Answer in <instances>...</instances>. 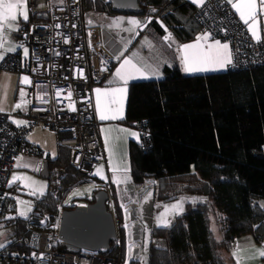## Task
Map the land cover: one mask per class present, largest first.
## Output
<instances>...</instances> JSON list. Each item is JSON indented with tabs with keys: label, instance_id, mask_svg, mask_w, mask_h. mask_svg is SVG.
Masks as SVG:
<instances>
[{
	"label": "trees",
	"instance_id": "1",
	"mask_svg": "<svg viewBox=\"0 0 264 264\" xmlns=\"http://www.w3.org/2000/svg\"><path fill=\"white\" fill-rule=\"evenodd\" d=\"M81 2L83 21L89 13L117 15L106 0ZM138 4L141 16L152 17L145 31L158 42L165 28L175 45L200 32L194 16L197 7L187 0H138ZM48 18V13L33 14L28 22ZM162 71L161 79L128 87L122 123L146 135L129 144L131 182L152 181L157 201L205 195L207 202L187 207L170 227L154 229L153 237L163 246L150 243L144 264H236L230 257L235 240L251 236L260 244L264 238V210L257 204L264 200V66L187 75L176 63ZM70 156V149L58 147L47 161V191L35 197L30 216L4 222L11 243L2 251L26 252L19 241L40 230V218L50 226L74 189L97 183L95 177L87 178L73 168ZM55 250L66 252L62 243ZM127 251V235L120 225V246L111 242L104 255L120 257V264H142L140 259L127 260Z\"/></svg>",
	"mask_w": 264,
	"mask_h": 264
},
{
	"label": "built area",
	"instance_id": "2",
	"mask_svg": "<svg viewBox=\"0 0 264 264\" xmlns=\"http://www.w3.org/2000/svg\"><path fill=\"white\" fill-rule=\"evenodd\" d=\"M50 2L27 0L32 14L48 13L49 18L43 23H20L17 32L21 43L29 47L28 56L22 59L11 53L0 61V70L26 73L31 78L25 125H13L10 116L0 112V223L3 224L6 220L21 218L15 211L18 204L30 203L31 211L35 205V198L22 195L16 183L9 187L15 160L21 155L35 156L44 162L51 159L46 152L28 142V135L34 128L51 132L57 148L70 149L71 166L87 178L95 177V168L104 160L93 91L104 84L115 60L107 52L98 30H85L81 0H60L57 5ZM194 16L201 33L211 31L214 39L230 44L233 63L229 69L240 71L264 66V42L258 43L249 36L230 5L207 0L203 8L197 7ZM221 28L227 29V33L220 31ZM21 62L24 68L20 66ZM14 116L22 115L15 113ZM145 136L140 130V138L144 140ZM142 149H146L143 141ZM97 186L104 188L100 190L107 193V210L112 218L116 217L115 243L119 247L120 224L114 195L105 182H98ZM144 187L145 184L135 185L132 191L138 189L139 192L145 190ZM126 203L125 228L130 232L129 240L132 241L136 226L135 206ZM78 206L81 205L76 202L62 203L56 219L48 227L46 218H40V230L32 231L27 238L19 241L26 252L1 251L0 264H120V257H108L97 252L82 250L71 254L55 250L62 243L59 236L61 213ZM30 215L31 212L27 217ZM136 249V246L131 250L128 248L129 260L133 259Z\"/></svg>",
	"mask_w": 264,
	"mask_h": 264
},
{
	"label": "crops",
	"instance_id": "3",
	"mask_svg": "<svg viewBox=\"0 0 264 264\" xmlns=\"http://www.w3.org/2000/svg\"><path fill=\"white\" fill-rule=\"evenodd\" d=\"M190 2V0H187ZM60 3V0H51V5H57ZM191 3V2H190ZM192 4V3H191ZM194 5V4H192ZM197 7L196 5H194ZM231 7V6H230ZM25 10L28 13L30 18L33 15L28 7L27 0H25ZM233 10V9H232ZM234 11V10H233ZM235 13V11H234ZM236 14V13H235ZM236 16L239 18L238 14ZM148 15H133V14H117V15H109L106 13H89L84 17V28L88 29H96L100 33L101 40L109 53V55L115 60L113 69L101 86L96 87L100 89H105L109 87H117L122 86L117 83H109L113 81V73H115L116 69L120 66L122 61L125 58H129L133 61V63L137 64L142 68L147 69V77L148 78H137L129 82L127 85V92L124 97L123 102V118L116 120H106L101 121L98 118L96 112V93L93 91V103H94V111L96 119L99 123V137L103 150V162L98 165V167L104 172L106 176L105 180H100L96 178L98 182H105L107 186L111 189L112 193L115 194L118 198L120 195L124 193H129V187L134 185L131 182L130 178V163H129V144L131 142L139 143L140 142V133L137 129L126 126L122 123L125 117L126 103L128 97V87L133 82H141L151 79H161L163 77V67H171L174 64H178L180 69L182 70V65L180 62V54L177 51V46L175 43H172L169 46V42H166L163 38L167 35L168 31L165 32L162 39L158 42L154 40V38L146 32L147 27H136L134 31H127L132 27L128 24L129 19H136L142 22H146L148 20ZM146 19V20H145ZM261 24V36L264 39V15L260 18ZM29 20V19H28ZM24 21L23 16H18V20L13 22L12 27H17ZM119 24V26H117ZM149 24V23H148ZM147 24V26H148ZM246 28V27H245ZM138 33V35H136ZM198 34H202L199 32ZM197 34V35H198ZM251 37V34L248 33ZM5 35L7 36V42L4 47L7 48L10 44L20 45L16 52H8L5 54L15 53L19 58H25L24 48L28 49L29 47L21 43V37L19 36L17 31H11L10 29L5 27ZM196 35V37H197ZM195 39L185 42L182 44H189L196 41ZM252 38V37H251ZM211 42V41H210ZM179 44V45H182ZM1 61V60H0ZM20 66L24 68L23 63H20ZM230 65H227L224 69H219L216 71H208V72H199V73H185L187 75H202V74H210V73H219L229 69ZM153 69L158 72L157 74L153 73ZM22 77H28L30 83H21ZM21 89L26 93L23 97V101H27L28 103L22 106L19 109H14V106L17 103L22 102V98L20 95ZM94 89V90H95ZM31 92V78L26 73H17L11 71L0 70V107L4 108L2 113L8 114L10 117V122L15 126L25 125L26 119L25 115L28 112L29 107V99ZM18 113L22 115L21 117H15L14 114ZM13 121H23V124L14 123ZM127 131H121V130ZM131 133L138 134L137 136H132ZM106 137L108 138L109 147L106 148ZM28 142L32 144L34 147L46 152L51 159L56 154L57 146L54 135L42 128H34L31 133L28 135ZM110 150L115 152V161L121 163L123 165V161L126 160V166L129 171L125 173H117V176L127 175L129 180L126 182L113 183V172L110 170L109 166V153ZM14 171V170H13ZM97 183H90L92 185H97ZM84 206V205H81ZM86 206V205H85ZM264 248V239L262 243L257 244L254 242L251 236H244L234 241L232 250L230 252V257L237 264V256H234L233 253L237 252L240 260V264H264V257L256 255V250Z\"/></svg>",
	"mask_w": 264,
	"mask_h": 264
},
{
	"label": "snow or ice",
	"instance_id": "4",
	"mask_svg": "<svg viewBox=\"0 0 264 264\" xmlns=\"http://www.w3.org/2000/svg\"><path fill=\"white\" fill-rule=\"evenodd\" d=\"M190 2L197 7L203 8L206 4L207 0H190ZM218 2L225 3L230 5L231 8L235 11L239 16V20L246 27L248 33L251 34V37L256 42H264L261 36V24L260 17L264 15V0H218ZM152 12H155L156 9H151ZM204 14H207L206 12ZM18 16H23L24 21H28L29 16L27 11L25 10V0H0V60L5 58V54L8 52H16L20 45L10 44L7 48L4 47L7 42V36L5 35V27L11 31H18V26L13 28V22L18 20ZM152 17H149L146 22H142L136 19H129L128 24L131 25L127 31H134L136 27H147L148 23H151ZM119 26V24H117ZM163 27V25H161ZM167 32V29L165 28ZM220 31L227 33V29L221 28ZM166 42L171 46L172 43H175V40L172 38V34L170 32L163 38ZM211 41V42H210ZM177 51L179 52L180 62L182 65V70L185 73H199V72H208V71H216L219 69H224L227 65L233 63V55L232 50L230 48V44L225 41L221 42V40L214 39L213 33L211 31H206L202 34H198L196 37V41L189 44H182L177 46ZM59 54V53H58ZM25 57L28 56V49L24 48ZM154 74L158 75V72L153 69ZM113 81L109 83H117V87H109L105 89L97 88L95 89L96 93V112L98 118L101 121L106 120H116L123 118V102L124 97L127 92V85L130 81L137 78H148L147 77V69L138 66L133 63V61L129 58H125L120 66L116 69L115 73H113ZM21 83H30L28 77H22ZM22 102L17 103L14 106V109H19L22 106L26 105L28 102L23 101V97L26 93L21 89L20 92ZM59 95V92H57ZM69 97H71V91H69ZM71 107V105H70ZM74 110V109H73ZM4 108L0 107V112H3ZM14 123L23 124V121H13ZM127 131V130H121ZM132 136H137L136 133H131ZM109 147L108 138L106 137V148ZM126 160L123 161V165L115 161V152L110 150L109 153V166L110 170L113 172V183L126 182L129 180L127 175L117 176V173H127L129 171L126 166ZM20 165L18 164L17 167ZM28 167V165H24ZM40 170L39 167L36 169ZM95 175H99L101 179H105L103 175H101V170H97ZM16 179H24L28 180V177H16L14 175L13 180L9 181V187H11L12 183ZM31 194L32 195H43V187L37 186L36 182H32L30 185ZM151 194H149L150 196ZM147 199V198H146ZM18 203H26L18 201ZM123 207V206H122ZM170 209L175 211L177 209L182 211V207L180 203L171 205ZM31 211V204H27V208L24 211H20L19 215L27 218V213ZM169 212V207H166L165 213H161L160 222L158 226H168V222L163 218ZM127 214V212H126ZM11 218V217H8ZM127 227V225H125ZM119 243V241H118ZM4 245L0 244V248H3ZM130 250L134 245H130ZM234 256H237V264H240V260L238 257V253L234 252ZM256 255L264 257V248L257 249ZM127 264V261H126ZM146 264V262H145Z\"/></svg>",
	"mask_w": 264,
	"mask_h": 264
},
{
	"label": "rangeland",
	"instance_id": "5",
	"mask_svg": "<svg viewBox=\"0 0 264 264\" xmlns=\"http://www.w3.org/2000/svg\"><path fill=\"white\" fill-rule=\"evenodd\" d=\"M43 23V22H41ZM51 160V159H50ZM44 161H42L40 158L35 156H29V155H21L15 160L14 165V171L11 174V180H13L14 175L16 177H28L30 179L24 180V179H16L13 183H16L20 188V193L24 195L27 198H35L39 197V193L37 195L31 194V187L30 185L32 182H36L37 186L43 187L44 193L47 191V180L40 177V172L42 170ZM20 165L17 167V165ZM24 165H28V167H25ZM37 167L40 168L39 171H37ZM101 170L98 166L95 168V173L97 170ZM101 175H103L106 179V176L104 175V172L101 170ZM96 178L100 180L101 179L99 175H95ZM145 184V190H142L138 192L137 190L132 191L133 186L129 187L130 191L129 193H124L120 195L118 198L115 194L114 195V202L117 208H119L120 212L119 214V222L123 229H125L126 235H127V250L130 245L136 246L138 249L135 250V255H133V260H141L142 264H144V257L146 248L150 243L156 247H162L163 242L161 240L155 239L153 237V230L156 228H167L172 225L175 218L182 215L187 207H195L198 204H202L207 202V197L205 195H181L176 197L175 199L167 202H161L154 199V190L152 189L153 182L148 181L146 183H143L141 185ZM143 188V189H144ZM104 188H98L97 185L92 184H86L83 186H80L76 189H74L67 197L66 202L71 203L72 200L74 202L79 203V205H87L89 203V200L91 198L92 192L94 190H100ZM149 194H151L149 196ZM147 198V199H146ZM127 202V203H126ZM180 203L182 207V211L177 209L175 211L170 209L171 205ZM131 204L135 206V219H136V226L138 227V240L135 241L132 239V241L129 240L130 232L125 228L126 221H125V205L124 204ZM257 204L264 210V200H258ZM123 206V207H122ZM166 207H169V212L167 215L163 218L168 222V226H158L160 222L161 213H165ZM27 205H21L18 204L15 208L16 215L25 218L19 215L20 211L26 210ZM31 212V211H30ZM28 212L27 215L30 213ZM109 212V211H108ZM113 221L116 222V217L113 218ZM116 228V227H115ZM134 233H132V236ZM264 239V238H263ZM263 241V240H262ZM11 243V231L4 226L3 223H0V244H3L4 247L0 248V252L5 249L9 244ZM262 243V242H261ZM127 260L128 259V251H127ZM128 262V261H127ZM126 264V261L125 263Z\"/></svg>",
	"mask_w": 264,
	"mask_h": 264
},
{
	"label": "water",
	"instance_id": "6",
	"mask_svg": "<svg viewBox=\"0 0 264 264\" xmlns=\"http://www.w3.org/2000/svg\"><path fill=\"white\" fill-rule=\"evenodd\" d=\"M106 1L110 4L111 11L117 14L140 15L143 12L138 0ZM40 177L49 179L48 162L43 163ZM106 202L107 193L97 190L92 203L61 213L59 236L67 253L78 254L84 250L104 255L109 251L110 243L116 240V229ZM133 233L132 239L137 241V226L133 228Z\"/></svg>",
	"mask_w": 264,
	"mask_h": 264
},
{
	"label": "bare ground",
	"instance_id": "7",
	"mask_svg": "<svg viewBox=\"0 0 264 264\" xmlns=\"http://www.w3.org/2000/svg\"><path fill=\"white\" fill-rule=\"evenodd\" d=\"M137 16V15H136ZM146 20V19H145Z\"/></svg>",
	"mask_w": 264,
	"mask_h": 264
}]
</instances>
